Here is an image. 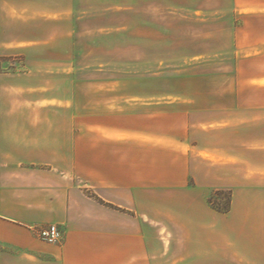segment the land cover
Returning a JSON list of instances; mask_svg holds the SVG:
<instances>
[{
    "label": "crops",
    "instance_id": "1",
    "mask_svg": "<svg viewBox=\"0 0 264 264\" xmlns=\"http://www.w3.org/2000/svg\"><path fill=\"white\" fill-rule=\"evenodd\" d=\"M141 5L231 24L223 48L195 57L255 62L262 74L243 84L264 98V0H0V56L24 63L22 72L0 71V264H264V172H251L244 158L262 149L245 138L238 153L232 140L219 146L231 125L258 113L239 104L196 112L187 116L213 119L187 117L172 137L153 129L152 118L165 114L128 110L133 97H122V111L118 95L99 98L91 113L77 103L73 73L88 68L79 59L89 53L77 25L92 18V40L113 37L104 24L123 13L135 23ZM104 83L120 90L116 80ZM225 187L231 208L219 213L208 197ZM51 224L63 230L61 244L37 236Z\"/></svg>",
    "mask_w": 264,
    "mask_h": 264
},
{
    "label": "rangeland",
    "instance_id": "2",
    "mask_svg": "<svg viewBox=\"0 0 264 264\" xmlns=\"http://www.w3.org/2000/svg\"><path fill=\"white\" fill-rule=\"evenodd\" d=\"M154 10L143 5L137 7L135 23L128 22L127 14H121L119 23L104 24L110 27L103 32L114 30L115 36L98 40L91 39L99 25L95 19L89 18L77 25L82 39L80 46L89 51L87 56L79 59V64L88 68L73 73L79 91L77 103L88 105L84 111L91 113L95 111L93 107L99 98L118 95L121 103L117 106L122 111L125 106L122 97H133L137 104L130 105L128 110L136 114H165L161 119L158 116L157 120L152 118L153 129L165 131L167 127L168 135L172 137L183 133L187 117L193 122L213 119L211 116L187 115L200 111H221L239 104L238 110H245L251 115L258 113L255 116L258 118L248 120V124L242 126L231 125V130L225 132V142L219 146H228V140H232L228 147L231 152L238 153L236 143L245 138L253 146L261 148L262 152L244 157L249 170L261 175L264 172V116L260 112H264V98L260 96L262 92L244 86L243 82L262 74L260 70L263 68H258L260 66L255 62L240 63L231 54L195 57L197 52L223 48V36L227 37L233 32L231 24L211 23L213 17L200 18L169 12L160 14ZM240 64H246V69L235 72V67ZM23 67L21 56H0L1 72H22ZM112 80L118 81L120 88L114 94L100 86L104 84L106 88L104 82ZM237 82L240 86L236 87ZM140 99H147L153 104L143 106L138 103ZM93 117L89 114L87 120L84 119L88 126L95 122ZM241 117H235L236 120L231 123H239ZM136 122L143 120L137 118ZM158 152L159 148L153 147V153L158 156ZM216 191H221V194L216 196ZM227 191H230L232 198L230 187L212 190L208 203L212 199L215 204H222Z\"/></svg>",
    "mask_w": 264,
    "mask_h": 264
},
{
    "label": "built area",
    "instance_id": "3",
    "mask_svg": "<svg viewBox=\"0 0 264 264\" xmlns=\"http://www.w3.org/2000/svg\"><path fill=\"white\" fill-rule=\"evenodd\" d=\"M35 232L41 240L47 243L61 244L64 241L63 230L55 224L38 227Z\"/></svg>",
    "mask_w": 264,
    "mask_h": 264
},
{
    "label": "trees",
    "instance_id": "4",
    "mask_svg": "<svg viewBox=\"0 0 264 264\" xmlns=\"http://www.w3.org/2000/svg\"><path fill=\"white\" fill-rule=\"evenodd\" d=\"M221 191H216L215 195L219 196L221 193ZM225 201L222 204H218V203H214L212 199H209V204L211 205V207L219 212V213H227L229 212L230 208H231V193L230 191H227V194L225 195Z\"/></svg>",
    "mask_w": 264,
    "mask_h": 264
}]
</instances>
